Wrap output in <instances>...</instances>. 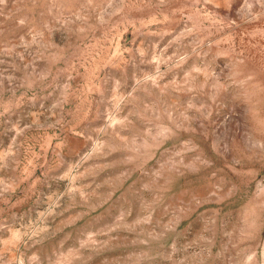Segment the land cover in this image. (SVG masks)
Wrapping results in <instances>:
<instances>
[{"label":"rangeland","instance_id":"374dc122","mask_svg":"<svg viewBox=\"0 0 264 264\" xmlns=\"http://www.w3.org/2000/svg\"><path fill=\"white\" fill-rule=\"evenodd\" d=\"M0 264H264V0H0Z\"/></svg>","mask_w":264,"mask_h":264}]
</instances>
